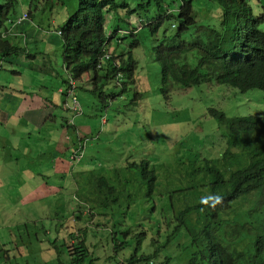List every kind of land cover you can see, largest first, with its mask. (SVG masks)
<instances>
[{"label": "rangeland", "instance_id": "obj_1", "mask_svg": "<svg viewBox=\"0 0 264 264\" xmlns=\"http://www.w3.org/2000/svg\"><path fill=\"white\" fill-rule=\"evenodd\" d=\"M79 1L18 0L17 14L22 16L25 12L32 13L47 39L56 41L60 39L58 30L77 12ZM172 1L178 4L192 1L193 7L195 4L201 7L203 14L210 13L207 0ZM249 2L255 14L264 12V0ZM4 4L5 0H0V7ZM208 16L199 15V20ZM120 17L113 21L120 22ZM145 36V56L138 58L140 48L134 49L138 60L137 75L143 79L138 84V90L146 93V98L137 106L133 91L118 94L116 99L109 102L106 111L108 124L104 126L100 114L101 100L78 91L86 114L82 122H90L97 139L105 141L95 147L89 144L84 161L91 164L118 161L124 164L131 159L137 164L151 162L155 166L172 163L175 169L200 158H211L210 139H218L224 128L216 118L207 114L208 110H222L230 117L257 112L264 114V92L250 91L244 93L242 98L239 92L229 93L225 86L214 81L213 84H203L188 90L175 87L165 97L159 91L161 65L153 54L152 38ZM12 41L17 44L22 42L21 39ZM132 43L133 40L128 39L126 45L120 46V50L130 49ZM54 47L53 59H58L61 68L64 61L62 38L54 43ZM14 71L21 72L22 76L18 77ZM65 77L66 74H63ZM0 78L8 79V86L26 90L31 95L34 92L41 94L43 89L40 82L45 79V75L40 70H34L33 63L27 60L14 64L6 62L0 69ZM44 95H47L46 91ZM30 100L35 102L26 103L34 108L36 99ZM65 101L61 96L60 102ZM69 104L72 105V99ZM94 110V115H91ZM39 115L37 121H32L30 115L25 114L11 117L10 122L0 123V264H58L56 248L60 251V262L72 264L67 252L69 243L65 244L62 236L64 231L58 233L59 225L64 224L65 228L74 225L77 201L71 193L72 187L65 190L71 194L65 192L35 201L25 198L24 203L21 201L24 196L15 192L24 183L30 184L31 189L36 187L26 176L33 177L39 184L48 182L61 187L62 178L47 177L46 174L57 156L54 151L61 136L60 132H48L54 126L52 117L58 118L62 131V116L70 118L72 112L59 106L45 109ZM196 127L202 132L195 131ZM225 148L226 143H220L217 150L223 152ZM112 182L125 196L113 203L107 215L98 217L99 223L89 230L87 244L93 245V249L81 264H128L135 254L138 258L144 254L151 255L152 264H186V253L178 247L185 226L173 224L171 212L158 202L155 195H146L148 186L143 175ZM10 190L14 191L5 192Z\"/></svg>", "mask_w": 264, "mask_h": 264}, {"label": "clouds", "instance_id": "obj_2", "mask_svg": "<svg viewBox=\"0 0 264 264\" xmlns=\"http://www.w3.org/2000/svg\"><path fill=\"white\" fill-rule=\"evenodd\" d=\"M132 1H120V4L130 5L129 8H121L119 11L107 16L104 26L107 41L102 48V55L97 70L98 76L105 81L109 74L111 80L114 77L117 81L120 79V82L115 84L114 80L112 83L121 88L125 85L121 80L124 77L128 86L125 92L133 91V100L135 101V106H137L140 101L146 98V93H141L138 90V84L143 79L137 75L138 60L134 49L140 48L138 58L145 56L143 37L146 35L147 30L142 31L149 27L151 22L145 18H138L134 15L129 16L128 13L134 8ZM214 4L217 3L213 2ZM208 6L210 7L208 10L209 14H203L201 8L199 9L200 11L195 12L198 22L205 23L211 19L212 15L221 17L222 11L218 4L216 7H212L210 2ZM17 8L16 17L5 22L4 25L6 26L4 27L3 25V30L0 32L2 33V38L11 43L12 46L24 48L26 43L34 41L35 35L38 33L36 30H44L36 22L32 13L25 12L22 16H19ZM122 12H124V15ZM199 15L210 16L204 20H199ZM119 16H121L120 22L117 20L113 21ZM165 30H168L169 35L170 32L176 30L175 24L164 26L163 29L159 30V39H161ZM144 33L145 35L143 36ZM57 34L60 39H63L61 29L58 30ZM147 37H151L150 34L145 38ZM13 39H21L22 42L20 44L13 43ZM128 39L133 40L130 49L120 50V46L126 45ZM37 46V50L30 51L27 49L26 53L22 52L19 54L15 61L12 63L11 61L8 62L14 64L29 60L33 63V69H38L45 55L52 52L54 46L46 43H39ZM163 52L165 51H153V54L161 65V87L159 91L165 97H168L175 87L180 86L174 82H171L168 87L164 86L165 82L162 79L163 66L159 60ZM224 53H228L232 58L234 57L231 52H222L221 55ZM245 53V56L252 57L249 53ZM240 55L241 53H237V56ZM247 60L245 59V61ZM109 63L112 65H109ZM2 67L3 63L0 60V69ZM14 74L18 77L22 76V73L18 71H14ZM91 74H94V72L92 71L90 76ZM66 75L70 77V84L74 87L70 90L69 97L65 98V103L60 102L61 99L54 100V93L50 92L52 90L43 89L41 94L34 92L30 95L26 93V90H17L13 86H8V79L0 78V123L10 122L11 117L25 114H29L32 121H37L40 117L39 114L43 110L59 106L72 112V117L70 118L65 115L62 116V131L59 127L58 118L52 117L51 121L54 126H51L48 132L49 134L52 131L60 132L61 136V141L54 151L57 156L53 161V166L46 172L47 177L62 178L61 187L48 182L39 184L33 177L26 176L32 181V185L36 187L31 189L29 187L30 184L24 183L15 190L18 195L24 196L21 200L23 202L25 198H31L32 201H35L43 200L48 196H59L65 193L67 188L70 189L72 187L71 193L75 195L77 201L75 215L73 216L74 225L65 228V225L61 224L58 231L59 234L64 231L62 236L65 244L69 243L67 252L71 257L72 264L85 262L91 254V249H93V245L88 246L87 244L89 230L96 223H99L98 217L104 214L107 215L113 203L119 202L121 197L125 196V193L120 192L112 180L124 181L129 178H139L141 175H143L148 186L146 195H155L158 202L171 212L173 224L181 223L185 226L184 236L178 247L186 253V264H190V260L199 252H203L206 255L209 264H231L232 258L244 259L249 264H252L253 261L264 264V197L256 193L248 196L238 195L234 189H231V186L226 185L229 182L228 174L220 167V162L226 155L238 159L240 164L230 163L239 167H250L264 161V114L262 112L248 116L230 117L222 110L214 108L208 110L207 114L216 118L220 126L224 128L223 134L218 139H210L212 150L211 158L209 159L200 158L175 169L172 168L174 166L172 163L155 166L151 162L137 164L131 159H128L124 164L118 161H110L107 164H97L95 162L91 164L84 161L87 146L91 144L95 147L102 145L105 141L101 138L100 140L97 139L91 129L90 122L86 121V124L82 122L86 114L75 94V79L71 78L72 72L68 71ZM220 75L221 72L217 73L210 70L209 78L204 84H213L212 82L214 81L218 85L225 86L229 93L239 92L242 98H244V93L250 91L258 90L264 92V78L257 72L248 74L244 81L237 79L231 82H222L219 79ZM88 79L86 81H89ZM250 83L254 88H249ZM93 88L88 84V91L85 94L96 97L91 92ZM165 88H167V92H163ZM180 88L182 90L191 89ZM45 91L47 95H44ZM31 98L36 99L37 104L34 108L26 103L27 101L35 102L30 100ZM70 99H72V105L69 104ZM112 100L101 101L100 114L102 125L104 126L108 124L106 111L109 102ZM94 113L95 110L91 115H94ZM195 131L202 132L199 127H196ZM220 143H226V148L223 152L217 150ZM216 172L219 173L218 177ZM215 177H217L216 180ZM111 197L115 198L111 199ZM257 207L260 208L262 215L259 238L257 237L255 225L245 217L246 214L253 212ZM85 217L87 220L84 221ZM220 220L224 223L223 230L225 233L219 228ZM98 227L100 226L98 225ZM190 227L191 232H188L187 228ZM259 249H261L260 252ZM56 253L58 264H62L60 262V251L57 248ZM132 257H137V255L135 254ZM132 257L128 260V264H152L151 255L147 256L144 254L136 262L131 260Z\"/></svg>", "mask_w": 264, "mask_h": 264}, {"label": "trees", "instance_id": "obj_3", "mask_svg": "<svg viewBox=\"0 0 264 264\" xmlns=\"http://www.w3.org/2000/svg\"><path fill=\"white\" fill-rule=\"evenodd\" d=\"M120 1L123 0H80L77 12L61 27L64 49L63 67L60 68L58 59H53L55 52L53 47V51L45 55L36 69L45 75V79L40 82L41 88L52 90L54 100L61 99V96L69 97L70 90L74 87L70 84V77L66 75L63 78V74H68V71L72 72L71 78L75 79V94L78 99V91L87 92L88 84L94 87L91 92L101 101L114 100L118 94H123L128 89L124 77L121 80L125 85L121 88L115 86L120 79L117 81L114 77L111 80L109 74L105 81L98 76L97 70L102 48L107 41L104 28L107 16L130 6L120 4ZM207 2L208 5L211 2L212 7L213 2L217 3L222 15L220 18L212 15L210 20L200 23L195 12L200 11L201 7L196 6L195 3L193 7L192 1L185 4L179 2L180 5L172 0L132 1L134 8L128 13L129 16L148 19L151 24L142 32L147 30L146 35L150 34L153 38L154 52L165 51L159 58L163 66L164 86L168 87L171 82H174L182 88L198 87L208 80L210 70L221 72L219 79L222 82L237 79L244 81V78L253 72L261 74L264 78V12L256 15L248 0H207ZM18 6V0H5V4L0 7V31L3 30L5 22L16 17ZM173 23L176 30L169 35L168 30H165L160 41L159 30ZM40 27L42 28L41 25ZM36 31L38 33L34 41L26 43L24 48L12 46L2 38L0 32V60L3 65L8 61L12 63L19 54L26 53L27 49L37 50L39 43L54 46V43L60 41L47 39L45 31L39 29ZM222 52H231L234 57L232 58L228 53L221 55ZM245 52L252 57L245 56ZM237 53L241 55L237 56ZM245 59L248 60L245 61ZM109 65L112 64L109 63ZM92 71L94 74L90 76ZM249 88L254 86L250 83ZM118 90L119 93H117ZM163 92H167V88L163 89ZM230 162L240 164L238 159L227 155L220 162V167L228 174L229 182L226 185L231 186L238 195L248 196L256 193L264 197V161L250 167H239ZM218 175L219 173L216 172L217 177ZM245 217L253 222L259 238L262 224L260 208L257 207ZM219 228L225 233L222 220L219 221ZM187 231L191 232V227L187 228ZM195 255L190 260V264H209L203 252ZM131 260L136 262L138 257H132ZM231 264L249 263L244 259L232 258ZM252 264L263 263L253 261Z\"/></svg>", "mask_w": 264, "mask_h": 264}, {"label": "bare ground", "instance_id": "obj_4", "mask_svg": "<svg viewBox=\"0 0 264 264\" xmlns=\"http://www.w3.org/2000/svg\"><path fill=\"white\" fill-rule=\"evenodd\" d=\"M264 106V105H263Z\"/></svg>", "mask_w": 264, "mask_h": 264}]
</instances>
